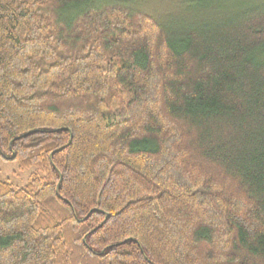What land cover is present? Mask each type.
<instances>
[{
  "label": "trees",
  "instance_id": "obj_1",
  "mask_svg": "<svg viewBox=\"0 0 264 264\" xmlns=\"http://www.w3.org/2000/svg\"><path fill=\"white\" fill-rule=\"evenodd\" d=\"M0 155V264H264V0H0Z\"/></svg>",
  "mask_w": 264,
  "mask_h": 264
},
{
  "label": "rangeland",
  "instance_id": "obj_2",
  "mask_svg": "<svg viewBox=\"0 0 264 264\" xmlns=\"http://www.w3.org/2000/svg\"><path fill=\"white\" fill-rule=\"evenodd\" d=\"M148 9L154 11L151 7ZM149 13L153 14L152 12ZM28 174L29 172L20 169L18 162L0 155V181H9L14 187L21 188L28 182Z\"/></svg>",
  "mask_w": 264,
  "mask_h": 264
},
{
  "label": "water",
  "instance_id": "obj_3",
  "mask_svg": "<svg viewBox=\"0 0 264 264\" xmlns=\"http://www.w3.org/2000/svg\"><path fill=\"white\" fill-rule=\"evenodd\" d=\"M13 158H14V156L11 159H13Z\"/></svg>",
  "mask_w": 264,
  "mask_h": 264
}]
</instances>
